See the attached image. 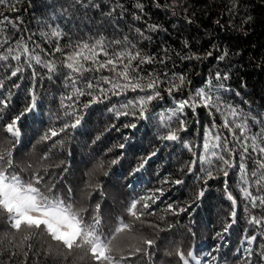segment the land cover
Returning <instances> with one entry per match:
<instances>
[{
  "label": "trees",
  "instance_id": "trees-1",
  "mask_svg": "<svg viewBox=\"0 0 264 264\" xmlns=\"http://www.w3.org/2000/svg\"><path fill=\"white\" fill-rule=\"evenodd\" d=\"M85 2L99 4L100 7H81L73 0H20L19 12H7L9 16H18L22 22L21 32L14 33L13 38L23 35L27 39L29 34H35L34 39L39 42L40 33L49 31L51 25H58L72 39L80 37L89 40L99 34L111 41L122 40L127 36L146 55L157 57L155 63L142 66L145 73L167 72L169 76L171 73L184 74L191 81L190 87L195 89L201 86L209 73L217 70L226 72L229 79L224 83L226 88L232 90L227 94L231 102L241 105L246 112L264 117V0H237L238 6L232 12L227 11L230 0H160L161 3L173 4L168 10L157 9L151 0H143L146 13L145 19L140 21L133 19L136 0ZM119 5L126 11L121 13ZM110 8H116V12L111 16L105 15ZM217 21H220L219 25ZM145 23L159 24L162 29L156 33H146L150 35L148 39L141 38L135 29ZM66 41L67 37L61 43ZM186 41L188 49L184 48ZM28 43L31 46V41ZM42 46L46 50L51 47ZM162 49L167 50V57H164ZM221 50L229 53L223 61L210 57L187 60L176 55L186 52L203 57L209 51L218 55ZM161 57L165 59L164 64L159 63ZM37 71L40 73L36 83L37 110L27 113L17 125L20 142L14 150L15 163L21 168L28 164L35 166L37 158L48 151L50 159L44 165L50 174V182L56 179L60 192H66L71 187L79 206L94 208L96 203H100L108 218H119L125 205L132 199L150 194L161 186L165 190L157 205H153L154 214L142 218L145 221L143 224L137 222L131 233L121 234L114 242L117 249L115 255L125 257L123 264H177L174 255H167L176 246L192 250L200 264H244L245 247L260 251L257 245L264 243V240L258 239L252 245L242 243V238L247 234H256L258 237L264 234L246 223L244 199L237 183L238 169L230 170L227 178L219 175L218 179L208 180L205 185L198 179L199 165L192 173L188 172L192 152L179 141L164 146L165 142L158 139L161 115L169 113L178 100L186 97L189 85H185L183 92L174 93L173 96L163 90L167 85H162L163 98L150 105L149 114L154 119L139 120L122 116L117 120L103 104L93 105L85 111L81 125L76 129L69 128L53 138L58 143L49 149L51 141L41 142L40 137L47 129L61 126L57 115L62 116L60 97L64 93L63 77L49 80L39 66ZM3 74L0 70V75ZM16 83L20 85L19 88H14L11 80H5L4 88L0 89L4 95L11 93L9 107L0 111V143L5 145L12 143L11 135L4 128L5 124L30 103L31 71H26L24 79L16 80ZM235 92L240 95L236 96ZM135 95L129 92L127 97L131 99ZM123 99L113 97V102ZM185 112L188 131L181 133V136L196 145L201 135L197 129L202 130V126L208 125L210 117L203 108L197 109L198 117H194L188 109ZM196 119L199 124L194 126L193 121ZM132 123L137 125L135 129L124 126ZM112 124H116L120 130L113 128L106 131ZM100 133H104L102 139L94 144L93 139ZM120 144H125V148H119ZM153 151H157V155L129 181L128 173L142 157ZM117 158L119 163L111 165V160ZM101 162L104 165L102 169L97 167ZM58 166H62L65 171H61ZM105 172L108 175H104ZM165 177L184 182L162 185L161 181ZM96 185L100 186L99 189ZM201 190L204 196L197 199ZM229 193L235 198V205L228 199ZM168 204L188 210L172 215L165 211ZM234 209L238 222L221 240L217 233L222 232ZM112 223L113 219H109L108 224ZM153 225L166 230L160 231ZM168 225L172 227L168 229ZM3 234L12 238L7 219L0 217V235ZM21 236L16 235L17 242ZM142 238L155 239L156 245L148 253H134L135 247L142 246ZM30 243L33 248L27 256L23 254L27 250L26 246L23 250L13 249L5 243L4 248L0 249V264H94L83 249L73 250L68 255L44 236H35ZM237 249H241V252H237ZM13 251L17 253L15 256L11 254Z\"/></svg>",
  "mask_w": 264,
  "mask_h": 264
},
{
  "label": "snow or ice",
  "instance_id": "snow-or-ice-1",
  "mask_svg": "<svg viewBox=\"0 0 264 264\" xmlns=\"http://www.w3.org/2000/svg\"><path fill=\"white\" fill-rule=\"evenodd\" d=\"M73 2L85 8L100 7L99 4L86 3L85 0H73ZM19 3L20 0L15 2L0 0V70L4 73L0 75V89L4 88L5 80H11L12 86L19 88L20 85L16 80L24 79L25 72L29 70L32 86L29 89L30 103L24 111L14 116L4 126L6 132L11 135L12 143L10 145L0 143V217L7 219L12 235L11 239L8 234L0 235V249L4 248L5 243L13 249L23 250L26 246L27 250L23 251V254L27 256L33 248L30 241L35 236H44L51 243L64 249L68 255H71L73 250L83 249L94 264H123L125 257L115 255L117 249L114 242L121 234L131 233L137 222L143 224L145 221L142 218L152 216L153 205H157L164 196L165 190L161 186L150 194L132 199L125 205L119 218H108L105 217L100 203H96L94 208L79 206L71 187L66 192H60L56 179H51L50 182L48 178L50 174L44 165V162L50 159L48 151L37 158L35 166L28 164L21 168L15 163L14 150L20 142L17 125L23 116L37 110L36 83L40 79L37 66L45 71L49 80L63 77L64 93L60 97L62 116L57 115L61 126L47 129L40 137L41 142L51 141L49 149L58 143L53 138L69 128L79 127L85 111L93 105L103 104L117 120L122 116H132L139 120L154 119L155 117L149 114L150 105L153 101L163 98L162 85H167L163 90L169 96L183 92L185 85H189L186 97L178 100L169 113L161 115L158 139L165 142L164 146H168L169 142L179 141L185 149L192 152L188 172L192 173L196 165H199L198 179H201L205 185L208 180L218 179L219 175L227 178L230 170L238 169L237 183L244 199L246 223L264 234V117L253 115L250 111L246 112L241 105L231 102L227 94L232 90L226 88L224 83L229 79L226 72L217 70L209 73L200 87L192 89L191 81H188L184 74L171 73L169 76L167 72L145 73L142 66L155 63L157 57L146 55L138 48L136 42L127 36L122 40L111 41L99 34L89 40L80 37L72 39L58 25H51L49 31L40 33L39 42L34 39L35 34H29L27 39L23 35L14 39V33L21 32L22 22L18 16H9L7 12H19ZM151 3L157 9L168 10L173 7L172 3H161L160 0H151ZM237 6V0H230L227 11L232 12ZM119 7L121 13L126 11L122 5ZM135 9L133 19L144 20L146 8L143 0H136ZM114 12L116 8H110L105 15L111 16ZM216 23L219 25L220 21ZM161 29L162 26L159 24L145 23L137 27L135 32L141 38L148 39L150 35L146 33H156ZM65 37L67 41L62 44L61 41L65 40ZM28 41H31V46ZM42 45L51 47L46 50ZM184 48H189L187 41L184 43ZM162 51L164 57H167V50L162 49ZM176 55L187 60L210 57L223 61L229 53L221 50L218 55L209 51L203 57L197 53L188 55L186 52ZM164 57L159 59L160 64L165 63ZM105 72L108 74L104 75ZM162 76L164 79H161ZM129 92L135 93V97L129 99L127 97ZM235 95L239 96L240 93L235 92ZM113 97H124V99L113 102ZM10 103L11 93L8 95L0 93V111L8 108ZM200 108L207 111L210 123L202 126V130L197 129L201 132L200 142L193 145L181 136V133L188 131L185 110H190L194 117H198L197 109ZM198 124V119L193 121L194 126ZM124 126L133 129L137 127L135 123ZM113 128L120 130L116 124H112L106 131ZM103 135L104 133L96 135L92 142L95 144L100 141ZM119 148L124 149L125 144H120ZM157 151L149 153L138 161L128 173L129 181L149 165L157 155ZM117 163L119 158L111 160V165ZM58 167L61 171H65L62 166ZM97 167L102 169L104 165L101 162ZM104 175L108 173L105 172ZM183 182L181 179L172 181L165 177L161 184L179 185ZM129 186L133 187L131 183ZM99 187L96 185L97 189ZM203 196L204 191L201 190L197 194V199ZM228 199L236 204L235 198L230 193ZM187 210L185 207H173L172 204H168L165 209L172 215H179ZM109 219H113L111 225L108 224ZM237 222V212L234 209L229 222L224 225L222 232L217 233V237L223 240L225 234ZM153 227L159 228V225ZM171 227L168 225V229ZM159 230L166 229L159 228ZM245 231L247 232V229ZM17 234H22L19 242L15 239ZM258 239L264 240V235L258 237L256 234H247L242 238V243L252 245ZM141 245L134 248V253H148V250L156 245V240L142 238ZM257 247L260 249L259 252L250 247L243 249L246 253L244 264H264V243L258 244ZM237 252H241V249H237ZM11 254L15 256L17 253L13 251ZM167 255H174L177 264H200L192 250H185L180 246H176Z\"/></svg>",
  "mask_w": 264,
  "mask_h": 264
},
{
  "label": "rangeland",
  "instance_id": "rangeland-1",
  "mask_svg": "<svg viewBox=\"0 0 264 264\" xmlns=\"http://www.w3.org/2000/svg\"><path fill=\"white\" fill-rule=\"evenodd\" d=\"M198 261V260H197Z\"/></svg>",
  "mask_w": 264,
  "mask_h": 264
}]
</instances>
